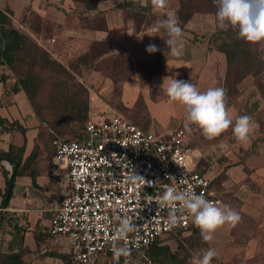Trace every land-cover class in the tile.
<instances>
[{
	"label": "crops",
	"instance_id": "crops-1",
	"mask_svg": "<svg viewBox=\"0 0 264 264\" xmlns=\"http://www.w3.org/2000/svg\"><path fill=\"white\" fill-rule=\"evenodd\" d=\"M149 3L151 0H93L91 3L86 0H0V10L7 13L14 24L23 27L22 22L30 13L38 15L42 24L50 27L51 35L46 38V43L50 46L52 54L64 63L89 52L92 47L107 48L97 54L94 52L96 65L105 58H115L122 52H127L131 64L138 66L161 53L164 67L172 72V75L163 76V71L151 77L149 85H154L156 89L164 90L161 88L163 78L192 82L202 92L209 88H224L228 64L226 56L210 41L216 30V21L212 15L196 12L187 20H182L177 14L179 0H168V6L163 10H153ZM168 12L178 17L179 26L183 31L178 40V44L183 45L182 54L178 57L170 54V49L165 43L168 39L167 33L159 27V22L167 19ZM152 44L159 50L149 53L146 49ZM92 72V76H95L93 82L101 79L98 70ZM2 76L6 79L0 80V117L5 120V124L0 123V152H9L12 146H24L22 165L28 162V171L15 176L12 194L2 212L4 223L0 228V253L21 252L28 264H77L71 257L72 240L66 236L55 237L49 233L51 219L60 200L70 190L67 169L64 163H53L55 149H51V145L40 135L41 121L27 93L22 88L14 90L16 79L11 75L8 65L0 63V79ZM107 81L110 84L113 79L108 78ZM124 84L125 89L130 87L138 91L139 97L144 98L150 108L146 91L147 88L150 89L148 85L142 87V84L136 82ZM255 105L258 107V103ZM15 121L24 128V132L17 127L8 128V125ZM221 137H224L223 133L216 138ZM228 140L232 144L240 142L234 133ZM210 142L206 148L195 145L194 147L198 161L204 157L210 162V157L215 158L214 155L227 157V160L221 163L222 168L217 162L211 165L213 170L207 171V174L213 178L226 167L228 172L234 169V166H230L235 162L230 154L235 155L236 151L247 154L252 150L249 146L253 144L250 140L248 145L240 149H231L225 138ZM227 146L228 149L225 148ZM254 150V156L258 157L261 163L258 170L263 171L264 148L259 146ZM250 163L251 156L245 157V166ZM4 169L9 171L10 177L13 165L8 160L1 161L0 164V208L4 203L7 188ZM30 171L36 175L35 178ZM245 214L251 218V215L246 212ZM252 218L254 220L260 217ZM237 242L242 243L239 240ZM243 245L247 248L246 261L254 259L258 254L257 250L264 256V236L244 237Z\"/></svg>",
	"mask_w": 264,
	"mask_h": 264
},
{
	"label": "rangeland",
	"instance_id": "rangeland-1",
	"mask_svg": "<svg viewBox=\"0 0 264 264\" xmlns=\"http://www.w3.org/2000/svg\"><path fill=\"white\" fill-rule=\"evenodd\" d=\"M86 1L91 3L93 0ZM203 8L216 15L215 3L204 4ZM211 17L216 21L217 17L213 15ZM12 24L29 38V42L16 54L14 63L8 67L17 82L26 79L30 83L31 102L41 121V136L51 145V149H55L53 141L57 138H76L88 120H98L101 116L114 113L121 114L142 128L154 132L185 128L194 135L195 147L206 148L209 141L225 138L231 149H240L248 145L250 140L253 141L249 146L252 150L247 154L238 151L235 155L230 154L235 161L230 166H234V169L228 172L226 167L214 180L218 194L223 200V204L219 206L230 205L242 217L236 229L233 231L231 225L225 224L216 230L210 242H204L201 233L182 235L178 238L166 235L163 242L170 244L178 258L186 261V264H199V260L209 248L218 254L212 259L211 264H264V256L260 250H257L258 254L255 256L257 259L246 261L247 248L243 245L244 237L264 236V170H258L261 167L260 159L254 156L256 147L264 148V41L249 44L254 53L253 58L256 59V71L246 76L244 74L247 70L243 64L239 69L233 68L232 65L225 83L230 116L233 120L243 115L250 116L256 125L249 141L232 144L228 140L233 134L231 127L223 133L224 137L213 141L207 139L198 126L190 124L189 127H185L187 116L185 106L171 100L165 90L149 85V79L157 68L160 69L158 73L164 71L163 76L172 75V72L161 65L164 62L163 56L151 65L143 62L134 66L127 53L122 52L118 57L105 58L96 65L94 52L97 54L106 51L107 48L92 47L89 52L64 63L52 54L50 46L46 43V38L51 35L50 27L43 25L38 15L30 13L22 22L24 27L14 24L13 20ZM228 31L231 35L236 34L238 30L230 27ZM93 70L101 73V81L98 79L93 82L95 77L92 76ZM108 78H112L113 82L109 81L108 84ZM238 78L242 79L239 84ZM124 82L140 83L142 87L148 85L150 89L147 88L146 91L150 108L144 98L139 97L138 91L130 87L125 89ZM170 82L167 79L165 84ZM225 148L228 149V146ZM247 156H251L249 166L244 164V158ZM213 157L215 158L210 157V162L204 157L200 161L197 158V168L206 172L212 171L211 165L215 162L222 168L221 163L227 160L226 156ZM237 159L240 160L236 161ZM245 212L251 215V218ZM252 216L260 218L253 220Z\"/></svg>",
	"mask_w": 264,
	"mask_h": 264
},
{
	"label": "built area",
	"instance_id": "built-area-1",
	"mask_svg": "<svg viewBox=\"0 0 264 264\" xmlns=\"http://www.w3.org/2000/svg\"><path fill=\"white\" fill-rule=\"evenodd\" d=\"M80 134L53 141V163H64L70 190L49 227L52 236L72 240L77 264H164L153 261L147 249L166 235L197 227L179 202L174 205L178 223L170 226L171 208L160 202L168 186L190 188L223 204L215 178L197 168L194 135L185 128L154 132L114 113L88 120ZM124 219L134 231L116 245L126 246L130 256L117 262L113 237Z\"/></svg>",
	"mask_w": 264,
	"mask_h": 264
},
{
	"label": "clouds",
	"instance_id": "clouds-1",
	"mask_svg": "<svg viewBox=\"0 0 264 264\" xmlns=\"http://www.w3.org/2000/svg\"><path fill=\"white\" fill-rule=\"evenodd\" d=\"M217 5V23L222 30L237 29L241 38L248 42L256 43L264 41V0H213ZM153 10H163L168 6V0H151ZM159 27L163 28L168 36L165 40L170 54L180 56L182 54V43L178 40L182 37L183 31L179 26L178 17L172 13H167V19L159 22ZM149 53L158 51L156 45L147 46ZM164 88L167 96L183 104L186 108L187 116L185 127L190 124L198 126L203 135L211 140L227 131L230 127L235 138L245 143L250 140L255 131V123L247 115L236 117L230 116L227 106V91L222 87L209 88L200 91L199 87L189 81L173 79ZM140 177H133L138 179ZM161 204L170 206L169 224L175 226L178 223L176 209L174 205L179 202L180 210H186L193 218L194 224L200 229L204 242L213 240V234L217 229L229 224L235 227L242 217L239 212L231 208L230 205L219 206L217 202L210 201L201 194H197L192 189L178 191L175 184L168 186L160 197ZM134 231V225L128 219L121 222V226L113 237L114 259L119 261L121 256H130V250L125 247H118L116 241L124 238L129 232ZM218 254L209 248L199 260V264H211V261Z\"/></svg>",
	"mask_w": 264,
	"mask_h": 264
},
{
	"label": "trees",
	"instance_id": "trees-1",
	"mask_svg": "<svg viewBox=\"0 0 264 264\" xmlns=\"http://www.w3.org/2000/svg\"><path fill=\"white\" fill-rule=\"evenodd\" d=\"M208 3H214V2L213 0H179V9L177 13L179 19L187 20L189 17L192 16V14L196 12H205L216 17L214 12L203 8V5ZM149 4H150L149 6H152L151 3ZM210 41L211 43H213L214 46H216L217 50L223 53L227 58L228 66H227L226 76L224 79V89L227 88L225 83L228 79L232 65L233 68L239 69L240 66L243 64L246 67L245 70H247L246 73L244 74L246 76L251 75L253 72L256 71L255 70L256 59L253 58L254 53L251 47L249 46L251 42H248L247 40L241 38L238 34V31L236 34L230 35L228 30L225 31L218 27V23L216 19V30L213 32ZM28 42H29V38L26 35H24V33L20 32L17 28L13 26L12 20L9 17V15L4 11L0 10V63L7 65L13 64L16 58V54L20 52L23 46L27 45ZM161 57H162L161 53H157L154 59L144 61V63H148L149 65H151L152 63L155 62V60L162 59ZM161 65L162 67H164L165 62H162ZM161 65H157V66L160 67ZM159 71L160 69L157 68V70L153 72L151 77H153ZM5 79L6 77L2 76L0 80H5ZM241 80L242 79L238 78L237 84H239ZM19 88L25 90L29 100L31 101L32 87L28 82V80L25 79V80H21L20 82H17V84L14 87V90L16 91ZM32 106L34 105L32 104ZM0 123L3 125L5 124V120L2 119L1 117H0ZM14 127H17L23 132L25 131L24 128L20 126L16 121L8 125V128H14ZM80 135L81 134H78L77 137H79ZM24 149H25L24 146L19 148L12 146L9 152H0V164L2 160H8L13 165L15 176L24 174L28 171V165L26 164L28 162H25L24 165H22ZM4 172L7 177V188L4 193V197H6L10 177H9V171L4 169ZM30 173L32 174L33 178H35L36 175L32 171H30ZM3 223H4V215L1 216L0 219V228L3 225ZM234 229H236V226L233 227V231ZM198 233H201L200 229L198 227H194L189 229L188 232L172 233L170 235V238L171 237L178 238L182 235L191 236ZM163 240L164 239H159L156 242H154L147 249L146 251L147 255L157 263L186 264V261L178 258L177 253L172 250L170 244L164 243ZM246 240L248 242V239ZM0 264H28V263L24 261L23 253L20 252V253H11V254L0 253Z\"/></svg>",
	"mask_w": 264,
	"mask_h": 264
},
{
	"label": "water",
	"instance_id": "water-1",
	"mask_svg": "<svg viewBox=\"0 0 264 264\" xmlns=\"http://www.w3.org/2000/svg\"><path fill=\"white\" fill-rule=\"evenodd\" d=\"M2 161H6V160H2ZM14 180H15V172L13 170L11 172V174H10V181H9L6 197L4 199V203H3L2 207L0 209V219H1L2 212L6 208V205H7L8 201H9V198H10V195H11V191H12L13 185H14Z\"/></svg>",
	"mask_w": 264,
	"mask_h": 264
}]
</instances>
